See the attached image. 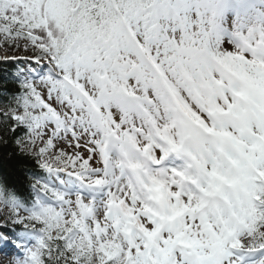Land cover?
I'll use <instances>...</instances> for the list:
<instances>
[{
  "label": "rangeland",
  "instance_id": "1",
  "mask_svg": "<svg viewBox=\"0 0 264 264\" xmlns=\"http://www.w3.org/2000/svg\"><path fill=\"white\" fill-rule=\"evenodd\" d=\"M76 1L0 0V58L35 57L41 51L36 49L46 50L47 43L61 39L67 26L58 25ZM227 2L151 0L140 19L137 13L129 19L134 27L130 40L123 38L126 21L112 18L96 35L100 39L93 50L76 48L57 66L40 58L41 74L28 82L29 96L14 117L29 129L25 146L61 171L52 179L57 191L45 188L46 196L31 211L0 199V218L40 220L49 237L66 240L69 235L63 246L78 264H260L250 260L259 252L249 251L264 246V227L251 233L242 214L252 210L250 223L264 226V98L252 87L263 82L264 69L258 67L260 82H238L196 49H210L220 58L219 51L232 53L229 64L244 74L248 71L232 61L235 53L242 66L248 67L243 58L264 62L263 16L242 9L244 18L235 22ZM164 17L170 20L160 29ZM15 21L34 23L41 44L34 49L28 42L33 37ZM90 26H83L77 37ZM208 29H213L216 46L204 36ZM11 31L24 35L14 40ZM214 55L211 59L231 73ZM58 71L63 77L52 78ZM27 75V80L36 77ZM168 91L182 112L174 111ZM127 98L143 101L142 113ZM214 111L223 117L213 120ZM151 130L162 133L163 149H157L162 141ZM133 147L147 161L161 163L172 151L189 157L191 151L197 163L187 159L181 167L151 175ZM86 168L95 172L83 174ZM182 179L188 180L180 184L186 191L175 185ZM105 185L109 195L93 199L90 189ZM218 194L228 196L232 208L213 206L209 197ZM199 212L203 217L197 219ZM21 237L23 246L11 241L0 246V264H45L51 258L56 246L46 247L36 236ZM20 251L22 258H17Z\"/></svg>",
  "mask_w": 264,
  "mask_h": 264
},
{
  "label": "trees",
  "instance_id": "2",
  "mask_svg": "<svg viewBox=\"0 0 264 264\" xmlns=\"http://www.w3.org/2000/svg\"><path fill=\"white\" fill-rule=\"evenodd\" d=\"M15 22L21 29L22 26L30 29L33 39L28 42L34 44V49L37 44H41L42 39L37 29L34 28V23L25 25L20 23L21 21ZM23 35L11 31V37L14 40ZM57 42L58 37L50 45L46 42V48H51L44 55L50 54L56 49ZM36 50H41L38 55L43 52L40 48ZM27 62L24 59L0 58V199L12 203L20 202L23 206L29 207L37 201L40 180L44 171L41 157L31 147L25 146V142L29 140L28 127L14 118V113L22 109L29 96V87L25 83L22 73L31 66ZM35 68L33 66L32 69ZM0 219H5L0 223V234L6 233L15 236L20 231L32 229L24 226L26 224L24 222L15 223L12 221V217ZM57 241H61V244ZM57 241L55 243V239L53 240L52 244H55L52 246L56 247L50 250L51 258L47 257L45 264H78L72 259L70 252L65 250L64 240L60 238Z\"/></svg>",
  "mask_w": 264,
  "mask_h": 264
}]
</instances>
